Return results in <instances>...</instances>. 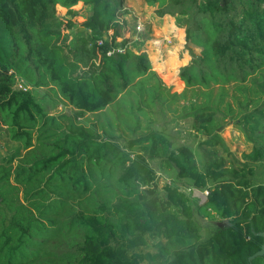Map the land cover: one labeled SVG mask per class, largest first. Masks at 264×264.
Here are the masks:
<instances>
[{
    "label": "trees",
    "instance_id": "trees-1",
    "mask_svg": "<svg viewBox=\"0 0 264 264\" xmlns=\"http://www.w3.org/2000/svg\"><path fill=\"white\" fill-rule=\"evenodd\" d=\"M144 1L157 16L173 17L186 44L201 49L199 55L190 50V61L179 69L187 88L244 81L264 62V0ZM78 3L90 8L84 29L64 33L75 26L72 8ZM56 6L70 17L56 16ZM125 14L123 0H0V119L28 148L35 132L40 147V153L29 150L13 172L0 168V264H264L258 254L264 245V184L248 178L253 167H226L212 151L204 154L200 170L191 147L172 150L150 126L126 145L107 131L63 126L29 90L14 89L16 78L24 87L50 83L78 118L105 110L129 89L139 97L138 110L159 101L160 80L147 55L131 50L130 40L117 41L118 17ZM149 34L147 25L139 36L144 41ZM183 96L172 94L170 102ZM202 96L205 102L184 107L192 128L206 137L198 146L228 152L216 132L221 99ZM243 116L251 129L264 127V102ZM262 157L259 149L246 156ZM153 159L207 191L204 214L228 225L202 240L189 197L169 184L161 196ZM20 186L24 203L18 205L13 191ZM57 224L75 239L54 256L38 255ZM149 241H156L153 254L144 252Z\"/></svg>",
    "mask_w": 264,
    "mask_h": 264
},
{
    "label": "rangeland",
    "instance_id": "rangeland-1",
    "mask_svg": "<svg viewBox=\"0 0 264 264\" xmlns=\"http://www.w3.org/2000/svg\"><path fill=\"white\" fill-rule=\"evenodd\" d=\"M123 5L128 14L118 17L122 37L117 41L130 40L128 47L131 50L147 55L151 65L150 71H153L160 80L161 99L159 101L150 107L141 106V110H138L136 102L139 97L135 90L129 89L130 94L129 90L120 94L117 100L105 110L93 114L86 113L78 118L75 116L76 109L69 105L50 83L36 88L24 87L22 84L24 81L16 78L14 89L29 90L44 107L47 115L53 117L60 125L64 126L65 122L76 126L81 125L98 134L107 131L122 145L139 139L148 132L146 127L150 126L153 131L169 140L172 150L183 145L191 147L200 170L204 169L206 163L204 154L215 151L217 157H223L226 167L241 168L245 164L253 167L254 173L248 178L254 184H264V127L253 130L243 118V115L264 102V62L244 81L231 79L226 82H212L209 87L195 86L194 90H191L178 78V73L179 69L190 61V50L199 55L201 49L186 44L184 29L177 28L175 19L171 16H157L155 6L148 5L144 0H123ZM72 9L77 13L72 16L75 26L72 30L64 32L71 35L83 31L81 23L90 13V8L82 3H78ZM55 12L58 17H70L67 15V10L59 6H56ZM138 25L140 30L137 29ZM147 25L150 27V34L146 40L142 41L139 34ZM111 33L112 31H109L107 34L111 35ZM137 81L139 78L132 84ZM198 93L202 94L198 95ZM208 93H211L212 99H221L222 103L217 105L216 109V132L224 141L228 152H224L220 147L216 150L200 148L198 143L203 135L192 128L193 118L184 113V107L187 108L191 103L205 102L206 99L202 95ZM172 94L184 96L170 102ZM24 142L14 140L0 119V168L6 170L10 167V171L13 172L29 150L40 153L35 132H33L31 147L28 148ZM134 149L139 150L138 147ZM255 149H259L263 156L260 161L246 158L252 155ZM149 163L158 175L157 185L161 196H164L163 186L169 184L179 187L189 197L193 217L200 227L202 240L208 239L217 230L228 225L227 219H221L212 212L209 216L204 214L201 205L206 200V191L190 190L191 186L187 180L180 179L175 169L162 168L158 159L149 160ZM9 180L12 186H17L13 175L9 176ZM13 200L18 205L24 203L21 186L20 190L13 191ZM5 215L10 218L12 214L5 211ZM65 229V226L61 224L50 227L48 240L38 255L49 253L48 256H54L56 251L66 250L75 239V235H71V232L66 234ZM155 243L156 241H149L144 252L155 253L157 251Z\"/></svg>",
    "mask_w": 264,
    "mask_h": 264
},
{
    "label": "water",
    "instance_id": "water-1",
    "mask_svg": "<svg viewBox=\"0 0 264 264\" xmlns=\"http://www.w3.org/2000/svg\"><path fill=\"white\" fill-rule=\"evenodd\" d=\"M206 139V137L205 136H203L202 137V140H205ZM259 255H264V245H263V247H262V250L258 253Z\"/></svg>",
    "mask_w": 264,
    "mask_h": 264
},
{
    "label": "built area",
    "instance_id": "built-area-1",
    "mask_svg": "<svg viewBox=\"0 0 264 264\" xmlns=\"http://www.w3.org/2000/svg\"><path fill=\"white\" fill-rule=\"evenodd\" d=\"M137 29L140 30V25L137 26ZM98 43L100 44L101 41H98ZM189 189L192 190V189H196V188L190 187ZM205 194L207 195L208 192L206 191Z\"/></svg>",
    "mask_w": 264,
    "mask_h": 264
}]
</instances>
